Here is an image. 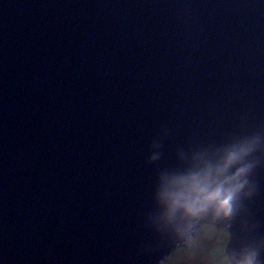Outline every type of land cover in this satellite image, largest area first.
<instances>
[{"label": "water", "instance_id": "water-1", "mask_svg": "<svg viewBox=\"0 0 264 264\" xmlns=\"http://www.w3.org/2000/svg\"><path fill=\"white\" fill-rule=\"evenodd\" d=\"M248 136L264 264V0H0V264H162L158 175Z\"/></svg>", "mask_w": 264, "mask_h": 264}, {"label": "clouds", "instance_id": "clouds-1", "mask_svg": "<svg viewBox=\"0 0 264 264\" xmlns=\"http://www.w3.org/2000/svg\"><path fill=\"white\" fill-rule=\"evenodd\" d=\"M261 137L248 136L220 148L194 151L181 157L174 170L157 177L154 200L158 208L155 221L161 230L190 239L204 220L223 222L224 242L230 237L231 221L240 211L242 201L256 191L251 180L259 161L251 159ZM159 145L154 144L149 163L159 159ZM260 244L222 250L220 264H262Z\"/></svg>", "mask_w": 264, "mask_h": 264}, {"label": "rangeland", "instance_id": "rangeland-1", "mask_svg": "<svg viewBox=\"0 0 264 264\" xmlns=\"http://www.w3.org/2000/svg\"><path fill=\"white\" fill-rule=\"evenodd\" d=\"M223 228L214 224L203 225L195 230L194 235L170 254L162 264H220L224 242Z\"/></svg>", "mask_w": 264, "mask_h": 264}]
</instances>
